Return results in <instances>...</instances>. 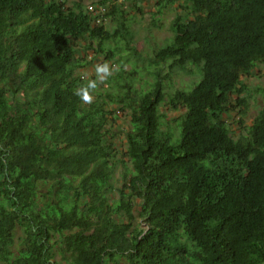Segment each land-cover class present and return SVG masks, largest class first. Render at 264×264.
Instances as JSON below:
<instances>
[{
  "label": "trees",
  "instance_id": "1",
  "mask_svg": "<svg viewBox=\"0 0 264 264\" xmlns=\"http://www.w3.org/2000/svg\"><path fill=\"white\" fill-rule=\"evenodd\" d=\"M166 1L181 13L147 88L120 67L85 104L74 90L95 76L79 69L119 42L139 55L123 2H94L108 28L81 0H0V264H264V101L244 132L227 120L264 62V0ZM162 64L195 78L167 93Z\"/></svg>",
  "mask_w": 264,
  "mask_h": 264
},
{
  "label": "rangeland",
  "instance_id": "2",
  "mask_svg": "<svg viewBox=\"0 0 264 264\" xmlns=\"http://www.w3.org/2000/svg\"><path fill=\"white\" fill-rule=\"evenodd\" d=\"M73 1L77 0H67V4H71ZM87 9L96 11L94 2L97 0H81ZM123 2V8L126 9L132 16L131 28L134 32L133 39L131 41V46L139 50V55L136 58L131 56L130 51L126 50L122 42L118 44L123 48L120 50L116 56L109 60H104L110 65H116L118 69L122 67L124 69L123 75L125 78L132 77V86L136 88H141L140 86H145L147 88L149 82L152 81V75L149 70L152 68L151 59H153V50L157 46L163 45L171 36V20L172 18L181 13L179 8L180 1L168 2L166 0H120ZM139 8H138V7ZM91 7V8H90ZM108 22V21H107ZM105 25L108 28L114 26L113 22L109 20ZM79 46H75L77 55H84L82 50L78 49ZM93 56L92 52L86 55L88 60ZM129 57L128 60H125ZM103 58V56H101ZM93 59V58H92ZM137 59V72H133L132 75L128 74V71L133 69L132 62ZM120 60L124 61L120 65ZM99 63V59H93V62L87 66L79 69V72L84 75V77L95 76V65ZM117 72V71H116ZM116 72L112 75L113 83L115 81ZM160 76L165 77L164 88L167 93H171L177 88L186 87L190 81H192L195 76L193 74L181 72H170L169 67L166 64L161 65ZM244 90L240 93V96L246 97L247 101V111L244 116L239 113H233L227 117V120L233 124V129L236 132H244V128L249 124L253 117L259 112L260 108L263 106L264 101V62H258L254 70L243 76ZM99 89L108 88V83L105 82L98 86ZM112 89H110L111 91ZM109 91V90H108ZM105 92V91H104ZM111 106V105H108ZM240 108V107H239ZM242 108V107H241ZM159 112L164 116L162 120L164 125L167 123H174V118L180 113V110H173L167 103V97L159 105ZM122 115L115 124L113 128L114 140L117 144V149L119 150V156L122 157L123 151L125 150V131L129 128L126 115L124 112L119 111ZM242 117V124L237 122V120ZM122 170V165L119 164L114 173V179L112 180L114 189L120 185V171ZM115 193L116 191L113 190ZM140 221L139 218H137ZM141 226H145L143 223ZM54 259H56L59 264H65L61 257L56 254Z\"/></svg>",
  "mask_w": 264,
  "mask_h": 264
},
{
  "label": "clouds",
  "instance_id": "3",
  "mask_svg": "<svg viewBox=\"0 0 264 264\" xmlns=\"http://www.w3.org/2000/svg\"><path fill=\"white\" fill-rule=\"evenodd\" d=\"M116 71H118V67L116 65H110L107 62L95 65V79H90L86 85L75 89L73 94L83 103L92 104L94 102L92 93L100 84L105 83Z\"/></svg>",
  "mask_w": 264,
  "mask_h": 264
},
{
  "label": "built area",
  "instance_id": "4",
  "mask_svg": "<svg viewBox=\"0 0 264 264\" xmlns=\"http://www.w3.org/2000/svg\"><path fill=\"white\" fill-rule=\"evenodd\" d=\"M90 8H91V7H90ZM89 10H91L93 13H97V14L99 15V16L96 17V19H95V22H96V23H101L102 21H103V22L107 21V19L104 18V17L102 16V15H104V13L106 12V6H102V7H100V8H97L96 11H93L92 8L89 9Z\"/></svg>",
  "mask_w": 264,
  "mask_h": 264
}]
</instances>
